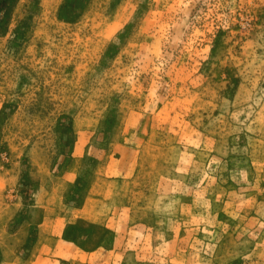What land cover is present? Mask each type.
Returning <instances> with one entry per match:
<instances>
[{
  "label": "rangeland",
  "instance_id": "1",
  "mask_svg": "<svg viewBox=\"0 0 264 264\" xmlns=\"http://www.w3.org/2000/svg\"><path fill=\"white\" fill-rule=\"evenodd\" d=\"M0 190V264H264V0H0Z\"/></svg>",
  "mask_w": 264,
  "mask_h": 264
},
{
  "label": "crops",
  "instance_id": "2",
  "mask_svg": "<svg viewBox=\"0 0 264 264\" xmlns=\"http://www.w3.org/2000/svg\"><path fill=\"white\" fill-rule=\"evenodd\" d=\"M66 176H63V178H65ZM6 194V191L2 192L0 190V199H5L4 196ZM5 201V200H3ZM8 202V201H7ZM6 202V203H7ZM19 204L18 203H10V204H5L3 206V204H1L0 201V224L6 223L7 221H9V219H11L15 214H17L19 212ZM45 225V222L43 224H41V227H43ZM21 231H17L16 235H22Z\"/></svg>",
  "mask_w": 264,
  "mask_h": 264
}]
</instances>
